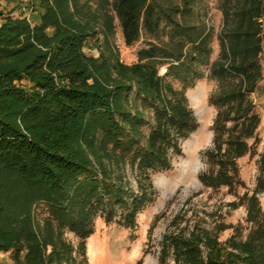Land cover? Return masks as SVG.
I'll return each mask as SVG.
<instances>
[{
    "label": "trees",
    "instance_id": "obj_1",
    "mask_svg": "<svg viewBox=\"0 0 264 264\" xmlns=\"http://www.w3.org/2000/svg\"><path fill=\"white\" fill-rule=\"evenodd\" d=\"M182 1L183 6L165 8L157 0H31L26 8L39 12L34 22L6 15L0 0V252L12 253L15 264H84L95 218L134 228L153 197L152 175L170 170L182 154V141L197 129L186 92L201 78L199 68L209 64L210 53L205 30L176 20L193 13L195 0ZM111 11L126 46L138 43L144 32L156 36L165 23L172 28L173 48L148 42L136 64L110 59ZM223 11L222 57L211 66L220 84L211 98L219 108V144L209 156L224 167L218 180L230 184L227 166L249 150L241 136L253 137L260 123L248 96L263 79L264 0H226ZM90 41L109 50L102 60L85 52ZM230 121L235 131L227 127ZM98 148L114 157L113 166L135 170L138 192L102 165ZM261 167L264 171V156ZM41 205L48 214L42 229L35 221ZM260 215L248 240L229 242L232 251L194 233L175 242L176 255L181 264H264ZM66 231L79 239L81 260L73 256Z\"/></svg>",
    "mask_w": 264,
    "mask_h": 264
},
{
    "label": "rangeland",
    "instance_id": "obj_2",
    "mask_svg": "<svg viewBox=\"0 0 264 264\" xmlns=\"http://www.w3.org/2000/svg\"><path fill=\"white\" fill-rule=\"evenodd\" d=\"M30 1L3 0L1 10L6 15L12 13L14 17L27 16L32 19L35 12L26 8ZM225 1L195 0L190 16L176 18L180 24L194 26L208 33L209 64L199 68L201 78L186 92L189 107L197 120V129L182 141V154L173 159L172 168L152 175L153 197L137 216L134 228L119 225L118 219L107 222L102 216L95 218L94 232L86 239L84 264H181L174 247L178 240L188 239L194 233L204 236L207 234L227 247L228 251H232L229 242H244L257 230V220H261L260 214H264V187L261 189V184L264 186V171L261 167L264 156V48L259 57L263 79L248 96L260 123L253 137L241 136L249 150L236 159L234 167L227 166L226 171L228 170V176L232 179L230 184H225L223 179L218 180L224 167L209 156L211 151L218 149L219 144L215 130L219 108L211 102V98L218 94L220 84L218 79L212 77L211 66L222 57L220 35L224 27ZM157 2L165 8L170 3L183 6L182 0ZM24 7L26 11L23 10ZM112 11L107 18V25L111 26L108 42L113 50H105V45L102 46L104 51H109L107 55L110 54V59L118 57L126 65L136 64L139 51L146 48L148 42L173 48L170 35L172 28L165 26V23L156 36L144 32L138 43L132 47L126 46L120 22ZM103 38L101 36V40ZM103 50L98 49L95 41H90L85 47V52L97 60H102ZM192 51L193 47L189 45L184 49V54L189 57ZM167 69L168 65L164 64L161 75L164 76ZM168 81L178 90L183 87L176 79L169 78ZM197 99L201 101L200 106L196 104ZM234 124L230 121L227 127L233 131ZM203 129L207 131L204 132ZM240 129L241 127L238 131ZM227 139L228 133L220 139L223 151L227 150ZM82 144L83 150L97 165V160L88 150V143ZM98 149V156L100 159L103 157L102 165L115 172V177L124 179L121 184L129 185L138 192L139 180L135 170L131 166H113L116 163L114 157H106L101 153L102 149ZM197 165L200 166L199 171L194 173ZM46 218L47 208L44 205L38 206L35 209L37 227L42 229ZM65 240L74 247L73 256L80 259L77 236L66 231ZM91 247L96 248V255L90 250ZM0 264H15L13 254L0 252Z\"/></svg>",
    "mask_w": 264,
    "mask_h": 264
},
{
    "label": "bare ground",
    "instance_id": "obj_3",
    "mask_svg": "<svg viewBox=\"0 0 264 264\" xmlns=\"http://www.w3.org/2000/svg\"><path fill=\"white\" fill-rule=\"evenodd\" d=\"M201 93V92H200ZM196 104L198 105V106H200L201 105V101L200 100H198L197 99V102H196ZM200 108V107H199ZM201 109V108H200ZM204 130V129H203ZM202 131V130H201ZM205 131H207V130H204V132ZM210 138V137H209ZM197 141V140H196ZM195 152V151H194ZM190 164V163H189ZM198 164V163H197ZM200 164V163H199ZM199 168H200V166L199 165H197L195 168H194V173H197L198 171H199ZM188 169V168H187ZM186 171V170H185ZM194 177V176H193ZM191 183V182H190ZM91 251H93V253H94V255H96V248H94V247H91V249H90Z\"/></svg>",
    "mask_w": 264,
    "mask_h": 264
},
{
    "label": "crops",
    "instance_id": "obj_4",
    "mask_svg": "<svg viewBox=\"0 0 264 264\" xmlns=\"http://www.w3.org/2000/svg\"><path fill=\"white\" fill-rule=\"evenodd\" d=\"M24 17H27V16H24ZM38 19H39V12H35V14L33 15V18L31 20L34 21V22H37Z\"/></svg>",
    "mask_w": 264,
    "mask_h": 264
},
{
    "label": "built area",
    "instance_id": "obj_5",
    "mask_svg": "<svg viewBox=\"0 0 264 264\" xmlns=\"http://www.w3.org/2000/svg\"><path fill=\"white\" fill-rule=\"evenodd\" d=\"M23 10H24V11H26V9H25V8H24ZM28 18H29V17H28Z\"/></svg>",
    "mask_w": 264,
    "mask_h": 264
}]
</instances>
